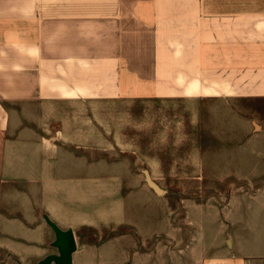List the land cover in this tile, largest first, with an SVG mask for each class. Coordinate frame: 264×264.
I'll return each instance as SVG.
<instances>
[{"label":"crops","instance_id":"obj_1","mask_svg":"<svg viewBox=\"0 0 264 264\" xmlns=\"http://www.w3.org/2000/svg\"><path fill=\"white\" fill-rule=\"evenodd\" d=\"M205 96L264 100V0H0L3 262L55 254L45 218L72 230L124 221L120 207L96 213V103ZM223 225L224 247L187 245L183 263L264 264V231ZM153 253L136 250V264H164Z\"/></svg>","mask_w":264,"mask_h":264},{"label":"rangeland","instance_id":"obj_2","mask_svg":"<svg viewBox=\"0 0 264 264\" xmlns=\"http://www.w3.org/2000/svg\"><path fill=\"white\" fill-rule=\"evenodd\" d=\"M93 122L95 143L87 153L97 164L96 213L120 207L124 221L76 227L73 264H87L89 255L90 264H113L128 244L122 264H136V250L154 252L164 264H185L187 245L225 246L228 220L238 217L252 233L264 231V100L129 98L96 103ZM142 240L148 243L138 247ZM4 258L0 251V264Z\"/></svg>","mask_w":264,"mask_h":264},{"label":"water","instance_id":"obj_3","mask_svg":"<svg viewBox=\"0 0 264 264\" xmlns=\"http://www.w3.org/2000/svg\"><path fill=\"white\" fill-rule=\"evenodd\" d=\"M146 183L156 194H160L162 192V190L156 185V183L151 181L148 176L146 178ZM45 220L55 234L53 246L56 247L58 253L49 254L38 261L36 264H71L72 252L76 248L73 230L71 228L60 229L49 219L45 218Z\"/></svg>","mask_w":264,"mask_h":264}]
</instances>
